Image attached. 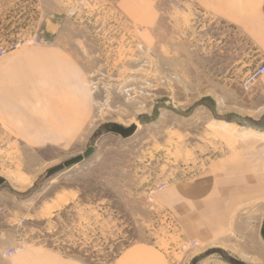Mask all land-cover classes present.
I'll return each instance as SVG.
<instances>
[{"label":"rangeland","instance_id":"374dc122","mask_svg":"<svg viewBox=\"0 0 264 264\" xmlns=\"http://www.w3.org/2000/svg\"><path fill=\"white\" fill-rule=\"evenodd\" d=\"M26 48L72 57L90 103L66 142H24L0 118V264L54 263L39 249L79 264L134 250L126 264H264V222L260 236L243 227L202 242L162 197L240 141L264 149L263 98L243 90L254 49L236 30L189 0H0V50Z\"/></svg>","mask_w":264,"mask_h":264},{"label":"crops","instance_id":"0c3cea01","mask_svg":"<svg viewBox=\"0 0 264 264\" xmlns=\"http://www.w3.org/2000/svg\"><path fill=\"white\" fill-rule=\"evenodd\" d=\"M189 1L213 21L232 27L251 45L255 54L252 70L264 63V0ZM250 90L263 98L260 109L264 111V75ZM89 103L84 72L60 49L26 48L0 56V118L24 142L68 141L86 125ZM162 197L195 240L226 238L236 229L242 232L243 227L260 236L264 222V149L256 141H240L232 154L213 162L204 175L168 189ZM40 251L31 255L55 260L48 264H79ZM134 251L120 257L117 264L130 263L128 258Z\"/></svg>","mask_w":264,"mask_h":264},{"label":"water","instance_id":"95a60500","mask_svg":"<svg viewBox=\"0 0 264 264\" xmlns=\"http://www.w3.org/2000/svg\"><path fill=\"white\" fill-rule=\"evenodd\" d=\"M118 129L121 131L120 132L121 135L123 137H126L128 135H131L134 132L135 126H132L129 129H120V128H118ZM93 152H94V148L93 147H88L86 152L83 155L74 157V158H72L70 160L65 161L63 164L58 165V166L50 169L46 173L45 177L48 179V178L58 174L59 172L65 170L67 168H70V167H72L74 165L80 164L84 160L88 159L93 154ZM3 182H4L3 179H0V186L3 184Z\"/></svg>","mask_w":264,"mask_h":264},{"label":"built area","instance_id":"2783aa9c","mask_svg":"<svg viewBox=\"0 0 264 264\" xmlns=\"http://www.w3.org/2000/svg\"><path fill=\"white\" fill-rule=\"evenodd\" d=\"M37 44H41V43H45L43 41L40 40H36L35 41ZM22 44H24L25 42L22 41ZM15 46V45H14ZM16 47V46H15ZM4 50H0V54H3ZM264 74V63H261L256 69L252 70L245 78L244 82H243V90L244 91H248L249 88L251 87V85L253 83H255V81Z\"/></svg>","mask_w":264,"mask_h":264},{"label":"bare ground","instance_id":"6f19581e","mask_svg":"<svg viewBox=\"0 0 264 264\" xmlns=\"http://www.w3.org/2000/svg\"><path fill=\"white\" fill-rule=\"evenodd\" d=\"M22 187V186H21ZM21 187H19L21 189Z\"/></svg>","mask_w":264,"mask_h":264}]
</instances>
